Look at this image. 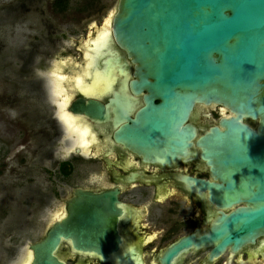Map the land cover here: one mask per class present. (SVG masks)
<instances>
[{
    "label": "water",
    "instance_id": "95a60500",
    "mask_svg": "<svg viewBox=\"0 0 264 264\" xmlns=\"http://www.w3.org/2000/svg\"><path fill=\"white\" fill-rule=\"evenodd\" d=\"M104 25L109 46L93 73L104 86L123 71L133 95L145 93L144 107L113 133L114 141L153 161L158 155L162 163L177 154L198 158L218 183L186 180L194 193H207L221 211L234 208L220 212L201 237L172 244L162 263L189 249L210 248L211 260L226 249L237 252L254 244L264 236V0H118ZM93 31L84 57L92 53ZM118 50L130 64L122 63ZM109 106L90 100L75 105V112L100 123L109 119ZM215 107L217 122H192L200 109ZM123 112L114 108V121ZM109 196L76 192L68 205L73 217L30 246L31 264H63L54 257L61 241H70L78 252L109 254L117 214L114 194Z\"/></svg>",
    "mask_w": 264,
    "mask_h": 264
},
{
    "label": "flooded vegetation",
    "instance_id": "af4514ba",
    "mask_svg": "<svg viewBox=\"0 0 264 264\" xmlns=\"http://www.w3.org/2000/svg\"><path fill=\"white\" fill-rule=\"evenodd\" d=\"M32 1L14 0L8 7H16L19 2L25 10L29 8L26 3L30 6ZM56 3L61 4V0ZM62 36L49 38L55 52L62 50L60 57L54 58V53L48 54L47 49L40 48L42 44L38 40L37 60L36 45L32 44L20 71L26 79L15 82L21 88V93L28 94L38 107V150L41 153L38 161L33 158L32 162L36 161L34 169H38V173L47 175L46 179L28 188L30 199L38 198V207L42 208L38 214V239L18 253L15 262H33L30 246L41 242L50 229L72 216L74 212L69 213L68 205L76 197V192H81L82 196H105L106 200L112 199L109 195L114 194L117 214L112 218L110 227L116 242L108 248L109 254L101 257L93 251H75L70 241H61L54 254L58 261L63 264H164L163 256L172 244L189 235L201 237L220 212L229 213L234 208L221 211L208 202L207 193H194L193 186L186 180L202 179L218 183L211 177L209 168L198 158L177 154V159L162 163L158 161V155L157 160L153 161L149 154L114 141L113 133L128 123L126 119H134L145 105V93L133 95L129 82L123 81V71L122 75L112 72L116 80L105 82L104 93L100 98L87 97L73 85H66L65 90L60 91L61 94H56V68L65 63L63 75L68 74L69 59H72L66 52L70 39ZM77 49L81 58L71 67L80 69L85 67L84 46ZM117 54L122 63L126 61L130 64L122 51L118 50ZM111 66L123 69L122 65L116 67L113 61ZM108 82L110 86H107ZM90 100L102 106H109L113 102L108 109L109 119L96 123L84 114L75 112V105L80 102L85 105ZM114 108L116 111L124 110V114L116 115V121ZM65 117L75 120L74 125L80 124L82 130L88 126V140L94 136V144L88 145L85 141L87 144L82 145L80 127L78 131L74 130L73 125L66 123ZM191 120L199 126L210 125L219 120V109L202 108ZM80 168L84 169V174L78 173ZM27 169H11L9 178L22 181L26 178ZM31 170L33 168L29 169L28 175ZM73 174L78 177L76 180ZM43 181L48 190L43 188ZM22 214L21 218H24ZM209 251L210 248L189 249L176 256L170 264H264V236L237 252L226 249L211 260ZM8 252L13 257L14 251L9 248Z\"/></svg>",
    "mask_w": 264,
    "mask_h": 264
},
{
    "label": "rangeland",
    "instance_id": "374dc122",
    "mask_svg": "<svg viewBox=\"0 0 264 264\" xmlns=\"http://www.w3.org/2000/svg\"><path fill=\"white\" fill-rule=\"evenodd\" d=\"M13 1L0 0V264H16L18 253L37 241L38 214L42 208L38 207L37 196L30 199L28 188L47 178L46 173L34 169L41 153L38 150V107L32 103L34 99L21 93V88L15 84L26 79L20 72L26 52L35 44L38 60L39 40L40 48L47 49L48 54L54 53V58L60 57L62 50L55 52L49 38L64 35L62 37L70 39L66 52L74 62H79L81 56L77 48L85 45L95 27L100 29L104 25L118 0H61V4L56 3L58 0H33L30 6L26 3L29 8L25 10L19 2L9 8L8 4L12 5ZM98 67L97 58L90 72L94 74ZM25 168H28L27 174L22 181L9 178L11 169L23 171ZM30 168L33 170L28 175ZM78 171L80 175L85 172L81 168ZM74 176L76 180L78 177ZM42 184L48 190L45 181ZM23 211L26 214H22ZM21 214L25 217L21 218ZM9 248L14 251L13 257L9 256Z\"/></svg>",
    "mask_w": 264,
    "mask_h": 264
},
{
    "label": "bare ground",
    "instance_id": "6f19581e",
    "mask_svg": "<svg viewBox=\"0 0 264 264\" xmlns=\"http://www.w3.org/2000/svg\"><path fill=\"white\" fill-rule=\"evenodd\" d=\"M95 27L93 33L96 34V38L92 39V53L87 54L85 56V67L83 68H76V67H71V64H76L77 62H74L72 59H69V68L70 72L66 75H63V69L65 63L61 66H57L56 68V73L54 74L56 78V85H55V91L56 94H61L60 91H64L66 85L68 87H71L73 85L75 88H77L78 91H80L82 94H84L87 97L94 96L97 94L104 93L103 89V82H102V77L101 75L97 74H92L90 72L91 66L93 64V61L97 59L100 55V52L104 50V48H108V40H107V35H106V25H103L100 29ZM71 62V63H70ZM90 81H86V80ZM89 82V83H88ZM65 121L68 125H73L74 130L78 131L79 127L81 129L80 124L74 125L75 120L68 119L65 117ZM80 133V142L82 145H86L88 142V145H93L95 141V137L91 136L90 139L88 140V137L90 135V128L87 126L85 129H81ZM86 141V142H85ZM31 262H27L26 264H30Z\"/></svg>",
    "mask_w": 264,
    "mask_h": 264
}]
</instances>
